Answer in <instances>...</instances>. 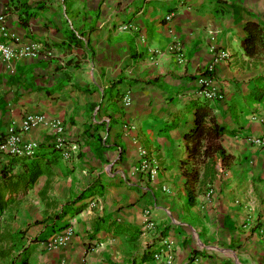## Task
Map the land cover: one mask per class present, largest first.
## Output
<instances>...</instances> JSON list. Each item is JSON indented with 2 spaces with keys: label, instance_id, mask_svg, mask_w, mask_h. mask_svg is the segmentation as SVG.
Listing matches in <instances>:
<instances>
[{
  "label": "crops",
  "instance_id": "obj_1",
  "mask_svg": "<svg viewBox=\"0 0 264 264\" xmlns=\"http://www.w3.org/2000/svg\"><path fill=\"white\" fill-rule=\"evenodd\" d=\"M0 15L12 47L52 51L0 60V137L31 113L57 122L74 147L64 157L39 126L23 136L39 144L34 157L0 152V174L33 179L5 197L6 209H27L33 242L22 264H264V150L245 141L264 134V39L253 54L242 46L248 23L264 30V0H0ZM174 43L182 64L173 53L154 57ZM219 51L228 59L210 86L223 98L208 106L227 131V158L190 204L185 137L204 103L197 79ZM139 148L156 162L153 181L129 176ZM69 223L70 243L46 249ZM163 239L169 263L152 258Z\"/></svg>",
  "mask_w": 264,
  "mask_h": 264
},
{
  "label": "built area",
  "instance_id": "obj_2",
  "mask_svg": "<svg viewBox=\"0 0 264 264\" xmlns=\"http://www.w3.org/2000/svg\"><path fill=\"white\" fill-rule=\"evenodd\" d=\"M166 19L169 20L170 16H167ZM12 42H17V38L7 30L5 25V15H0V60L10 62L16 58L45 59L52 55L51 49L46 48L37 42L29 41L20 47H12ZM163 53L175 54L177 57L176 59L180 64L185 61V56L182 53L181 47L177 43L168 46L163 52L155 53L154 57H162ZM227 59V53L225 51H219L213 62L203 68V72L197 79L199 86L197 96L203 102L212 103L223 98L221 90L216 87H211L210 85L216 64ZM125 102L128 103L127 97ZM39 126L47 127L54 133L55 140L52 147L55 150L63 149L64 157H70V155L73 154L74 147H68L63 137V129L57 122L47 123L42 115L39 116L31 113H27L23 116L19 127H11L7 129L0 137V152L13 157H34L38 151L39 144L32 140H26L23 136ZM131 129H133V127H131ZM245 141L252 147L264 150V134L258 137H247ZM156 172L157 165L151 154L144 148H139L129 176L131 178L153 181ZM93 204H95V202L90 205ZM72 221H74V219H72ZM144 230L149 232L152 237L158 234L155 223L151 218H148L145 221ZM73 233V224L69 223L64 228L57 230L51 239L46 240L44 246L46 249L65 247L70 243ZM160 243L161 246L156 250H153L152 258L153 260H160L166 255V260L169 263L173 257V247L167 243L165 239L160 241Z\"/></svg>",
  "mask_w": 264,
  "mask_h": 264
},
{
  "label": "trees",
  "instance_id": "obj_3",
  "mask_svg": "<svg viewBox=\"0 0 264 264\" xmlns=\"http://www.w3.org/2000/svg\"><path fill=\"white\" fill-rule=\"evenodd\" d=\"M263 31L255 24L248 23L245 26L246 36L242 46L246 53L253 54L257 50L258 43L264 39ZM262 45L264 46V44ZM195 108L194 127L185 137L187 155L181 162L183 174L186 177L187 196L190 204L203 192V187L212 182L216 173L215 165L217 160L224 162L227 158L219 143L220 138L227 132L226 129L216 123L210 112L208 102L198 103ZM16 158L23 159L28 157ZM12 178H15V175L4 169L1 171L0 214L11 202V199L5 198L8 191L21 189L23 185L28 187L33 182V179L24 180L22 176H17L16 182L12 183ZM6 255L7 253L0 252V256L3 259Z\"/></svg>",
  "mask_w": 264,
  "mask_h": 264
},
{
  "label": "rangeland",
  "instance_id": "obj_4",
  "mask_svg": "<svg viewBox=\"0 0 264 264\" xmlns=\"http://www.w3.org/2000/svg\"><path fill=\"white\" fill-rule=\"evenodd\" d=\"M26 210L19 201L0 214V252L7 253L4 259L0 256V264H22L27 260L26 255L33 241L24 238Z\"/></svg>",
  "mask_w": 264,
  "mask_h": 264
}]
</instances>
